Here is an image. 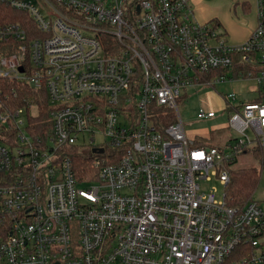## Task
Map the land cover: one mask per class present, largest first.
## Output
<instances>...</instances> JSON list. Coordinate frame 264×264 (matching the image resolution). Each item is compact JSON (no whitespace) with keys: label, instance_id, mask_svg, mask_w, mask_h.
Wrapping results in <instances>:
<instances>
[{"label":"built area","instance_id":"2783aa9c","mask_svg":"<svg viewBox=\"0 0 264 264\" xmlns=\"http://www.w3.org/2000/svg\"><path fill=\"white\" fill-rule=\"evenodd\" d=\"M0 5L29 19L0 21V264L261 263L264 209L229 207L200 183L225 188L235 157L264 149V0L237 45L193 20L188 0ZM235 79L255 81L260 97L229 104L227 126L241 137L228 153L198 146L178 112L181 92ZM15 87L45 91L42 135L27 123L35 103L10 101ZM74 156L89 164L81 182Z\"/></svg>","mask_w":264,"mask_h":264},{"label":"rangeland","instance_id":"374dc122","mask_svg":"<svg viewBox=\"0 0 264 264\" xmlns=\"http://www.w3.org/2000/svg\"><path fill=\"white\" fill-rule=\"evenodd\" d=\"M188 2L191 18L199 24H205L203 22L209 20H218L227 32L230 45L243 42L247 33L254 27L255 0H188ZM243 2L248 3V12L242 10L241 3ZM222 37L229 44L224 33H222ZM230 92L233 91L228 85H195L181 92L177 107L188 139L195 140L194 142L198 146L217 147L227 153L230 151L234 139L241 137L227 126L232 115V109H228L229 104L235 106L239 100L238 98L232 102L226 101L225 95ZM201 108L213 110L216 117L211 120L197 119V113ZM214 127L218 128L213 129ZM245 134L254 139V134L250 130ZM230 167L233 170L252 168L258 172L259 180L253 194V201L264 209V149L260 150L254 144L249 147L247 152L237 155ZM93 184L95 182L84 183L81 188L86 190ZM200 187L203 191L215 189V199L217 201L224 199L225 189L218 179L212 178L209 182L203 181L200 183Z\"/></svg>","mask_w":264,"mask_h":264},{"label":"trees","instance_id":"16d2710c","mask_svg":"<svg viewBox=\"0 0 264 264\" xmlns=\"http://www.w3.org/2000/svg\"><path fill=\"white\" fill-rule=\"evenodd\" d=\"M19 20L21 23H29V19L27 16L22 14L21 12L14 11L10 8L0 5V21L11 22ZM31 23V22H30ZM213 25L216 29H219L220 25L217 21H213ZM26 27V25H25ZM243 69V67H240ZM16 96L10 93V101L12 102L13 106L22 107L26 105L27 102L32 100L35 103V107L37 110L36 117H28L27 123L30 126L35 127L36 133L42 135L45 128L49 130L50 123L47 117V96L44 90L40 91H33L27 88L23 90L15 87ZM260 101V97L253 100H242V102L248 103H257ZM168 117V122L173 121V117L170 115ZM172 118V119H171ZM249 149V148H248ZM244 150L243 153L247 152ZM263 150V149H260ZM74 172L75 178L77 182L82 181V177L85 173L89 170V164L86 162L85 159H81L80 157L74 156ZM232 164V163H231ZM88 168V170H87ZM259 180V174L255 169H242V170H229V183L224 188V199L229 207L232 208H242L248 202L253 201V194L257 188ZM244 249L239 252L238 257L244 253L249 252L250 249L248 247L243 246ZM241 253V254H240ZM260 264H264V259L261 261Z\"/></svg>","mask_w":264,"mask_h":264},{"label":"crops","instance_id":"0c3cea01","mask_svg":"<svg viewBox=\"0 0 264 264\" xmlns=\"http://www.w3.org/2000/svg\"><path fill=\"white\" fill-rule=\"evenodd\" d=\"M247 4H248L247 2L241 3V8L245 12H248L247 10H249ZM210 21H217L219 23L220 27H219L218 31H219V33H224L225 34L226 41L228 42L227 32L222 27L221 23L218 20H209V21H206V22H203V23H208ZM255 27H256V12H254V27L247 33L246 38H245V40L243 42H245L248 39L249 35L255 29ZM243 42L234 43V44H231V45H237V44H241ZM231 75H232V73L229 74V76H231ZM221 85H228V86H230L231 89H232V91H233V92H230V93H234L236 95L237 99L239 98L238 101H242V100H253V99L257 98V86H256L255 81L235 79L232 82H223V83L215 84L214 86H221ZM230 93H228V94H230ZM222 95H224V94H222ZM217 128L218 127H214L213 129H217ZM192 141H195V140H192Z\"/></svg>","mask_w":264,"mask_h":264},{"label":"water","instance_id":"95a60500","mask_svg":"<svg viewBox=\"0 0 264 264\" xmlns=\"http://www.w3.org/2000/svg\"><path fill=\"white\" fill-rule=\"evenodd\" d=\"M21 70V69H20ZM99 152H102V150H99Z\"/></svg>","mask_w":264,"mask_h":264}]
</instances>
